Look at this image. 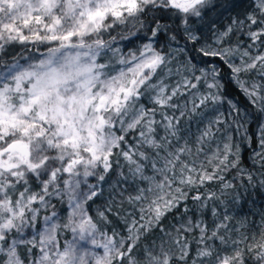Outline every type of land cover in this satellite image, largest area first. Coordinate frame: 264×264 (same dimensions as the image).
Returning <instances> with one entry per match:
<instances>
[{
    "label": "snow or ice",
    "instance_id": "6c2138e0",
    "mask_svg": "<svg viewBox=\"0 0 264 264\" xmlns=\"http://www.w3.org/2000/svg\"><path fill=\"white\" fill-rule=\"evenodd\" d=\"M252 4L243 18L233 17L223 30L209 20V31L213 35L210 44L205 34L190 21L194 18L205 21L208 12L216 7L214 0H0V257H3L0 264H125V261L126 264H172L174 259L186 261L188 243L181 244L180 236L166 231L162 223L168 213L187 199V193L179 185L199 186L216 178L221 166L224 169L236 167L238 151H233L229 136L223 149L217 148L208 161H217L213 172L209 174L203 167L197 171L194 164L190 166L180 160L182 154L190 155L192 149L185 144L170 151L171 141L167 136L158 141L155 109H146L137 103L146 92H155L152 100L157 106L176 108L177 105L170 102L182 94L180 89H195L202 80L209 91L199 96L200 105L208 101L223 102L219 82L222 69L215 64L198 67L196 55L192 54L195 53L223 60L249 102L264 112V85L254 83L249 88L238 78L239 73L255 69L257 62L264 69V52L252 57L245 49L242 56L249 57L251 63L244 64L242 60V65L236 66L230 59L239 48L219 47L237 31H246L254 43H264L261 39L264 38V0H252ZM117 28L121 31L111 35ZM106 33L108 39L103 38ZM141 33L147 42L140 45L137 52H129L127 58L120 56L117 63L123 67L110 75L107 71L110 65L98 62L105 50L117 56L121 49L113 48L114 43ZM161 36L178 45L171 52L186 58L183 67L192 74L191 79L184 77L170 93L162 80L152 82L157 70L171 62L155 46ZM29 42L34 45L54 42L55 46L47 47L39 58L21 52L5 59L13 43L27 45ZM196 71L199 76L195 75ZM260 75L264 78V72ZM227 103L232 111L239 113L236 104L231 100ZM198 106L194 104L192 111ZM164 119L166 132L175 137L179 118L164 115ZM216 123H220L219 118ZM235 127L239 131L243 125ZM138 129L136 143L129 144L126 136ZM260 131L259 142L264 148V126ZM211 135L209 127L198 138V143ZM141 146L156 150V156L140 151ZM161 151L164 156L160 155ZM197 151L202 149L197 148ZM114 152L128 162L133 179L139 177L148 184L138 188L135 196L128 197L130 203L139 202L143 206L139 209V220L125 221L126 236L116 231L111 234L102 231L89 214L90 202L102 194L100 185L112 168ZM230 156L235 159L230 160ZM140 160L151 162L154 175H145V164ZM177 164L180 165L179 175ZM29 176L40 180V192H30ZM89 177H95L96 183H89ZM248 179L251 181V175ZM20 184L24 186L23 191L17 190ZM231 186L225 185L226 188ZM51 196L67 203L66 222L58 223V213L53 211L44 216L43 230L28 238L26 230L36 229L40 211L32 205L38 202L46 208L49 201L45 197ZM200 199L199 195L193 197V200ZM105 211L111 212V208ZM105 211L97 210L96 217L110 223ZM188 224L190 226L184 230L200 228V243L204 244L206 228L201 227L200 222L192 225L191 219ZM154 229L162 233L159 243L145 244L141 258H137L133 250ZM61 230L71 232L72 239L61 242L58 238ZM214 237L221 244H228L223 236L217 237V231L207 239ZM247 239L232 241L236 247L230 253L217 251L214 245L198 248L192 264H196V260H201L202 264L205 261L207 264H244L243 250L238 245ZM252 239L256 241L255 237ZM172 245L179 248L178 257ZM21 247L27 249L24 257L19 251ZM246 247L257 249V259L264 261V232L259 241ZM34 248L39 253L36 257L32 256Z\"/></svg>",
    "mask_w": 264,
    "mask_h": 264
},
{
    "label": "trees",
    "instance_id": "16d2710c",
    "mask_svg": "<svg viewBox=\"0 0 264 264\" xmlns=\"http://www.w3.org/2000/svg\"><path fill=\"white\" fill-rule=\"evenodd\" d=\"M214 3L220 8L218 15L220 22H216L217 17H212V12H208L205 21H199L197 18L192 19L190 23L200 32L204 33L208 38V42L212 44L213 35L209 31L208 21L215 22L216 27L223 30L227 26L233 17L240 16L243 18L244 13L251 10L253 7L252 0H214ZM224 18V19H223ZM196 20V21H195ZM121 29L117 28L111 31V35H117ZM104 39H108V34H104ZM264 40V38H261ZM143 33L136 37H131L127 40H118L112 45L113 48H120L121 50H138L140 45L146 43ZM180 43H183L182 41ZM247 44L253 45L258 53L264 52V43L261 41L253 42L245 34V31L234 32L230 35L219 47L229 48L234 46L247 47ZM55 43L48 45L33 44L29 42L27 45H21L19 43H13L7 49L5 59H10L14 55H18L24 52V55H39L46 52L47 47H53ZM159 51L167 55L170 59V63L163 67L164 70L171 69V72H167L168 79L171 82L176 83L178 80H183L184 77L192 78V74L187 71L183 65L186 58L184 56H178L171 52L172 48L178 47L174 42L170 43L167 38L161 36L155 45ZM213 47H216L213 44ZM38 49V51H37ZM196 55V63L198 67H206L212 64L217 65L222 69L220 77V83L222 88L220 89V95L224 97L223 102L213 103L211 101L206 102L204 105L196 107L193 112L191 105V99L199 97L201 94H206L209 89L204 84L203 80L197 85V88L186 90L180 89L182 94H178L173 97L174 103L177 107L172 111L175 117L179 118V122L176 125V136L168 135L167 139L171 141L169 146L170 151H174L176 148L182 147L187 144L192 152L190 156H183V162L188 163L190 166L194 164L197 171L203 167L209 174L213 172V166L217 163L213 159V164H210L205 160L201 163L197 161L198 154H204L210 156L211 153L216 152L217 148L223 149V145L228 142L230 136L231 143L233 145V151H238L239 163L236 167H228L224 169L221 166L220 170L216 172V178L205 181L204 184L199 186H186L179 185L187 193V199L182 200L178 208L173 209L163 219L162 223L165 226V230L172 234L179 227L180 235L183 238V243H188V256L186 261H179L174 259L172 264H192V261L196 259V253L198 248L204 247V244L200 243L201 232L200 228L192 227L191 231H185L184 229L189 227L188 220L191 219L192 225L197 222L201 223V227L206 228L205 232V245H214L217 251L229 252L232 251V241H238L247 237L245 243H241L238 247L243 250L244 264H264V261L257 259V249L253 248L248 250L247 244H254L260 240L261 233L264 232V148L260 145L261 126H264V112L259 110L258 105H253L249 102V99L244 95L241 89L237 86L235 78L232 76L230 69L219 57H200ZM233 55L230 62H232ZM180 71H177V69ZM257 68L248 72H241L238 74L239 80L243 78H255ZM170 73V75H169ZM196 76H199V71L195 72ZM195 83V80L192 81ZM209 82H211L209 80ZM182 83V82H181ZM264 85V78L259 82ZM152 92H146L139 99V105H144L146 109H155V114L160 116L163 110L167 107H159L152 100ZM228 100H231L239 107V113L230 109ZM172 103V100L171 102ZM193 106V105H191ZM184 111V115L181 116V112ZM223 114V115H221ZM219 118L220 123L218 131L212 134L211 138H204L202 143H198V138L205 131V127L211 122H216ZM240 124L243 127L237 131L236 125ZM211 130V129H210ZM138 130L130 132L126 139L129 144H135L138 139ZM119 134V133H118ZM160 141V140H158ZM162 143L164 141H161ZM197 148H201L202 151H197ZM140 151L146 152L150 157L156 156V150L149 148L148 146H141ZM210 153V154H208ZM260 153V155H257ZM163 156L165 153L160 152ZM183 155V154H182ZM230 160L235 157L230 156ZM118 161V163H117ZM158 161V159H157ZM179 167L177 164V174L179 175ZM129 164L122 156L115 155L112 158V168L106 176L105 182L101 183L102 194L95 198L94 202H90L91 207L89 212L96 217V212L100 207L108 204L107 208H111V212H106L110 223H106L110 228H116L119 232L127 234V220L130 223V216L127 213L131 206L136 204L130 203L128 200V193L132 191L131 196H135L137 191L135 189L141 188L140 184L136 185V180L130 182L132 178L128 171ZM123 173V176L120 175ZM195 175V174H193ZM251 175L252 179L249 181L248 176ZM137 179H140L137 177ZM141 182V181H140ZM226 184H231V187H225ZM133 190H130L132 186ZM107 186H110V190H104ZM104 190V191H103ZM122 191V192H121ZM135 191V192H134ZM120 192L122 194H120ZM214 194V195H213ZM116 195L121 196V200H116ZM199 195L200 200H193L194 196ZM110 201V202H109ZM113 201V202H112ZM109 202V203H108ZM61 214L66 213V204L59 202ZM120 204V206H118ZM188 211L185 212L184 209ZM132 216V215H131ZM98 220V219H97ZM99 221V220H98ZM102 223V222H101ZM105 223V222H104ZM222 225H226L223 227ZM218 226H221L218 228ZM213 231H217V237L223 236L227 245L221 244L220 240L216 237L211 240L207 239L211 236ZM162 233L159 229H154L147 238L142 239L137 249L133 250V254L137 258H141L143 246L155 241L159 242V238ZM174 236V234H173ZM256 238V241L252 239ZM168 239L167 237H164ZM20 254L22 257L27 255V249L21 247ZM178 257V256H177ZM2 257H0L1 260Z\"/></svg>",
    "mask_w": 264,
    "mask_h": 264
},
{
    "label": "rangeland",
    "instance_id": "374dc122",
    "mask_svg": "<svg viewBox=\"0 0 264 264\" xmlns=\"http://www.w3.org/2000/svg\"><path fill=\"white\" fill-rule=\"evenodd\" d=\"M214 4H215V3H214ZM215 5H216V4H215ZM219 10H220V8L216 5V7H215L213 10L209 11V12H212L211 16L216 18L217 15H218V11H219ZM218 17H220V16L218 15ZM218 17H217V18H218ZM194 19H195V18H194ZM194 19H193V20H194ZM223 19H224V18H223ZM220 20H221V19L218 18V19H216V22H220ZM195 21H196V20H195ZM230 23H231V22H230ZM230 23H229V24H230ZM216 24H217V23H216ZM225 27H226V26H225ZM225 27H223V28H225ZM253 30H255V29H253ZM238 32H242V31H238ZM245 34H246V31H245ZM89 42H91V41L89 40ZM246 46H247V47H244V48L239 47L238 45H237V46H234V47H229V48H237V47L239 48V51L233 53V57H235V58H232V62H233L234 65H236V66H241V65H242V60H243V63H244V64L251 63V59H250L249 57L242 56V53H243V51H244L245 49H247V50L250 52V54H251L252 57H254V56L260 54V53L257 52V50H255V49L252 50L253 48H255L253 45H251V44H247ZM157 50H158V49H157ZM158 51H159V50H158ZM129 52H137V50H126V51L121 50L120 54L117 55V56H113L112 52L105 50V53H104L103 56L99 59L98 62L109 64L110 67L107 69V71L109 72L110 75H115L116 72H117L121 67H123L122 65H120L119 63H117L118 59L120 58V56H123V57L127 58ZM44 53H46V52H44ZM41 54H43V53H41ZM41 54H39V55H35V56H33V57H37V58H39V57H41ZM162 54H163V53H162ZM21 63H24V61L22 60ZM168 64H169V63H168ZM168 64H167V65H168ZM256 68H257V72L255 73V75H258V77H255L254 79H253V78H243V79H241V81H244V82H245V85H246L247 87H249V88H251L252 84H254V83H255V84H259V82L263 79L262 76L260 75V73H261V72H264V69H261V68H260L259 62H257V67H256ZM167 72H169L168 69L164 70L163 67L160 68V69H158L156 75H155V76L153 77V79H152V82H153V83H156V82H158L159 80H162L163 83H164L165 85L168 86V92L170 93V92H171V89H172L173 87H176V85H177L178 83L183 82V80L180 79V80H178L176 83H173V82H171V80L168 79ZM169 75H170V73H169ZM152 94H153V96H154V95H155V92H152ZM139 99H140V98H139ZM171 104H175L173 98H172V103H171ZM194 104H195V105H199V104H200V103H199V97H194V98L191 99V105H194ZM175 105H177V104H175ZM191 105H190L189 107H190V108H191V107L193 108V106H191ZM137 106H139V100H138ZM170 109H172V107H167V108H165L160 116H157L156 114H154V118H155V120L159 122V123H157L156 125H154V127H155V129H156V133H155V135H156V139H157V140H161L162 137H165V136H168V135H169V133L166 132V130H165V128H164V124L166 123V121H165V119H164V115H167V116H169V117H175V116L172 114V111H171ZM174 109H175V108H173V110H174ZM178 112L180 113V112H182V111L178 110ZM183 112H184V111H183ZM177 118H178V117H177ZM173 122L176 123L175 120H174ZM176 125H177V123H176ZM218 126H219V124H217L216 122H211V123H209V125H207V126L205 127L204 130L209 129V127H210V129H211V133L214 134V133H216V131H218ZM211 136H212V135H211ZM211 136H209V137L211 138ZM209 137H208V138H209ZM205 138H207V137H205ZM213 153H214V151H213ZM213 153H211L210 156L205 155V153H204L203 155L200 153V154L197 155V158H196V159H197L198 162H201V163H202L204 160H205V162H207V161H209V160L212 158ZM208 154H210V153H208ZM184 155H186V156H190L189 154L185 153V154H183V155L180 156V160H183V156H184ZM163 156H164V155H163ZM137 159H138V158H137ZM157 159H158V158H157ZM140 162L143 163V164H145V175H148V176H152V175H154V172H153V170H152V168H151V162H150V161L140 160ZM210 164H213V160L211 161ZM129 166H130V165H129ZM157 166H158V167L160 166V161H159V159H158V161H157ZM98 170H99V169H98ZM177 175H178V174H177ZM64 178L66 179L67 176L65 175ZM138 178H139V177H138ZM42 179H46V177H43ZM157 179H159V176H157ZM88 180H89V183H96V178H95V177H89ZM134 180L137 181V182H136V185L140 184L141 188H144V187H147V186H148V184H147L146 181H142L141 179H137V178L133 179V177L130 178V182H133V183H134ZM140 181H141V182H140ZM28 185H29V188H30V192H40V189H41V187H42V185H41V183H40V180L36 179V178L33 177V176H29V177H28ZM131 186H132V188H131L130 190H133V189H134V186H133V185H131ZM23 187H24L23 184H20V185L17 186V190H18V191H23ZM100 188H101V185H100ZM110 188H111L110 186H107L104 190L108 191V190H110ZM102 189H103V188H101V191H102ZM104 190H103V191H104ZM49 191L51 192L52 189L49 188ZM135 191H137V189H135ZM135 191H134V192H135ZM121 192H122V191H121ZM121 192H120V194H122ZM130 194H132V191H131L130 193L127 194L128 197L131 196ZM45 199L49 201V206L46 207V208L41 207V206L39 205L38 202H37V203H34V204L32 205V207H34V208H40V211H39V213L37 214V220H36V225H37V227H36V229H27V230H26V234H27V237H28V238H31V235H34V234L36 233V231H42V230H43V227H44V219H43V218H44V216L51 215V213H52L53 211H56V212L58 213V220H57L58 223L63 224V223L66 222V219H67V216H68V211H69L67 203L64 202V203L66 204V208H65L66 213H65V214H63V213L61 214V212H60V204H59V202H61V201H60L57 197H55V196H51V197H45ZM121 199H122L121 196H117V195H116V200H121ZM109 202H110V201H109ZM109 202H108V203H109ZM112 202H113V201H112ZM133 204H136L135 207H134V205L131 206V208H129V209H128V212H127V213L129 214L130 218H131V219H130V223H131V220H132L133 218L139 220V216H140L139 209L143 206L142 203H139V202H133ZM107 206H108V204L105 205L104 207L107 208ZM118 206H120V204H118ZM104 210H105V209H104L103 207H100V208H99V211H104ZM89 214L92 215L90 212H89ZM29 215H30V214H29ZM131 215H132V216H131ZM92 216H93V215H92ZM93 217L96 219V222H97L98 226L101 228L102 231H106V232L109 233V234H111L113 231H116V232L120 233V235H122V236H126V235H127V234H124V233L119 232L116 228H110L106 223L100 221L98 217H95V216H93ZM97 219H98L99 221H98ZM101 222H102V223H101ZM178 229H179V227L176 228V231H174L173 234H174V236L179 235V236H180V239H181V244H183V238H182V236L180 235V231H181V230L179 229L180 231H179V234H178V233H177V230H178ZM58 238L61 240V242H63L64 240H71V239H72V234H71V232H68V231H65V230H61V231H60V235H59ZM37 239H39V237H37ZM158 243H159V242H158ZM204 246H205V243H204ZM172 249H173V251L176 253V256H179V254H180L179 248H178L176 245H172ZM19 250H20V249H19ZM98 251H99V250H98ZM230 252H231V251H229V252L225 251V253H230ZM38 255H39L38 250L34 248V249H33V252H32V256H33V257H36V256H38ZM2 259H3V257L1 258V260H2ZM125 264H126V261H125ZM196 264H202L201 260H196ZM203 264H207V262L205 261V262H203Z\"/></svg>",
    "mask_w": 264,
    "mask_h": 264
}]
</instances>
